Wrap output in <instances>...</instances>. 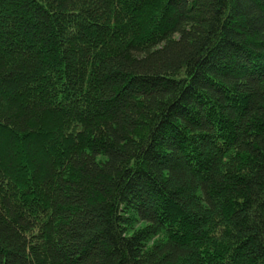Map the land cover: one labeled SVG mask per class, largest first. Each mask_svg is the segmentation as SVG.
Segmentation results:
<instances>
[{"label":"trees","instance_id":"16d2710c","mask_svg":"<svg viewBox=\"0 0 264 264\" xmlns=\"http://www.w3.org/2000/svg\"><path fill=\"white\" fill-rule=\"evenodd\" d=\"M0 264H264V0H0Z\"/></svg>","mask_w":264,"mask_h":264}]
</instances>
